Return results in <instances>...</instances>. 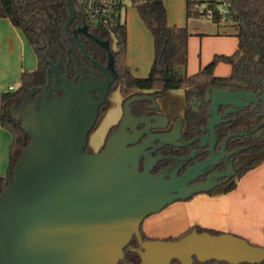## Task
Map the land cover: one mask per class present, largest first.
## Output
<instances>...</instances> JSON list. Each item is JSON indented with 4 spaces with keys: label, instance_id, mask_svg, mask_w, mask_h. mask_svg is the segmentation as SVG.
Instances as JSON below:
<instances>
[{
    "label": "water",
    "instance_id": "1",
    "mask_svg": "<svg viewBox=\"0 0 264 264\" xmlns=\"http://www.w3.org/2000/svg\"><path fill=\"white\" fill-rule=\"evenodd\" d=\"M67 6L66 34L75 19L72 0H67ZM74 43L104 79L81 77L78 84L70 82L68 67L60 76L61 61L58 65L48 62L49 86L42 91L38 107L21 120L30 143L14 167L13 180L0 195V264H119L147 218L209 192L204 185H189L223 160L228 140L237 136H228L216 153V128L251 104L264 102V93L256 98L252 93L213 89L206 95L210 103L207 129L196 139L209 158L180 177L151 175L146 165L140 172V159L145 157V164L149 160L144 154L148 143L186 147L194 142L173 143L181 136L182 124L172 131L173 140L151 135V130L167 126L157 125V117L134 118L131 99L103 150L86 154L88 136L114 78L79 41ZM91 93L96 94L94 100ZM220 109L226 111L220 114ZM142 126L145 129L139 130ZM195 155L193 151L187 160ZM138 256L140 264H264L263 248L232 235L196 231L177 241H143Z\"/></svg>",
    "mask_w": 264,
    "mask_h": 264
},
{
    "label": "trees",
    "instance_id": "2",
    "mask_svg": "<svg viewBox=\"0 0 264 264\" xmlns=\"http://www.w3.org/2000/svg\"><path fill=\"white\" fill-rule=\"evenodd\" d=\"M127 1L136 9L153 38L154 64L146 78L134 77L127 65L126 27L120 18H116L114 25L109 28L90 26L84 20L75 0H72L75 19L66 34L64 26L69 18L67 0H0V19H7L15 28L21 30L38 62L36 70L21 74L17 89L5 92L0 97V127L12 137L7 172L0 178V195L13 180L14 167L21 152L30 143V136L22 129L20 114L28 104L38 100L42 91L49 86L48 62L58 65L61 61L60 76L65 74L68 67V80L77 84L81 77L89 79L101 76L100 71L82 54L74 40L84 46L91 59L111 72L114 84L119 86L123 102L134 100L130 105L133 117L159 112L158 100L170 91L180 90L184 93L186 115L182 140L194 143L183 148H164L163 156L166 158L160 162L158 168L169 167L171 159L186 157L194 149L199 150V160L208 157L207 151L200 150L196 139L202 137L203 130L207 129L210 103L206 102V95L213 89L247 92L256 98L262 97L264 0H186L187 20L208 17L210 13L208 19L214 25L228 28L224 35L231 32L237 39V50L232 55L214 56L207 66L192 76L185 73L190 34L184 27L168 24L163 0ZM221 8L227 9L228 13L222 15ZM110 37L115 41L114 51L110 47ZM219 63L230 67L231 73L228 77L219 78L214 75L215 67ZM225 111L220 109L219 113L223 114ZM115 129L113 127L108 135ZM233 134L237 136L230 138L225 148L232 159L255 155L264 149V102L251 104L229 116L216 128L217 151L221 149L222 142ZM254 164L255 161H251L244 165L220 186L225 187V192L232 191L236 181L250 172ZM193 231L197 234L220 235L210 230L191 228L178 238L167 241H177ZM142 234V239H145L146 236ZM138 253L139 245L133 241L124 250V258L119 264H140ZM194 264L200 263L195 261Z\"/></svg>",
    "mask_w": 264,
    "mask_h": 264
},
{
    "label": "crops",
    "instance_id": "3",
    "mask_svg": "<svg viewBox=\"0 0 264 264\" xmlns=\"http://www.w3.org/2000/svg\"><path fill=\"white\" fill-rule=\"evenodd\" d=\"M163 3L166 9V1L163 0ZM127 10L128 8H125L123 14L121 13L122 23L126 27L127 65L134 77L141 78L134 71L137 63L132 60L130 49L132 32L130 34L128 26L130 21ZM166 12L167 19L172 24L170 26L184 27L190 34L187 43L186 75L192 76L198 73L199 70L212 61L214 56H230L237 50V42L235 48L230 52L223 51L221 48L211 49L209 50L210 57L203 63L204 67L200 65L196 72L187 71L191 42L194 43L198 39L199 52L202 50V40L200 37L203 38L205 34L198 28L202 19L199 20L201 17L190 20L186 19L185 24H183L172 17L170 18L167 9ZM203 19L210 21L206 17ZM191 26L195 28H191ZM216 30L217 33L215 35L213 33L212 37L209 36V44L215 43L221 46V42L224 41L225 37L229 36L223 34L225 30L222 28L217 27ZM147 32L149 33L148 30ZM139 38L136 37L135 42ZM151 39L153 41L152 36ZM234 39L237 41L235 37ZM35 57L36 55L32 47L21 30L15 28L7 19H0V97L6 92V86H10L7 88L8 90L9 88H13L10 84L20 81L22 73L33 71L37 68L38 62L37 57ZM33 59L36 60V63H33ZM153 64L154 62H152ZM147 68H149V65L144 64L143 70L147 71ZM230 73V67L222 63L217 64L214 70V75L219 78H226ZM13 89L15 90V88ZM157 104L159 107L157 125L160 127L167 126L165 129L167 131L179 130V124H182L186 115L184 93L174 94L170 91L163 98L159 99ZM123 114L124 110L122 116ZM122 116L119 117V120L123 118ZM11 143V135L0 127V178L5 176L7 172L8 153ZM251 161H255L253 169L240 180L236 181V185L232 191L225 192L224 187L218 188L211 194H199L185 202H177L167 207L159 214L151 216L144 221L143 232L145 235L154 238L159 236L160 231H162L165 235L168 234L166 238H170L171 236L179 237L191 228H200L220 234L232 235L246 241L251 246L264 249V149L255 155L242 156L238 160V165L243 166Z\"/></svg>",
    "mask_w": 264,
    "mask_h": 264
},
{
    "label": "rangeland",
    "instance_id": "4",
    "mask_svg": "<svg viewBox=\"0 0 264 264\" xmlns=\"http://www.w3.org/2000/svg\"><path fill=\"white\" fill-rule=\"evenodd\" d=\"M165 1H166V9L169 13V17L170 18L172 17L176 21L182 22L183 24H185L186 22V5H185L186 0H165ZM123 4H124V8H123L122 14L125 8L126 9L128 8L127 13H128L129 21H130L128 26L130 28V34L132 32L130 49L132 52V60L135 63H137V65L134 67V71L136 72V74H139L141 78H146L148 77L153 67L152 62H154L153 41L151 39L150 34L147 32V30L141 23L137 15L136 9L133 8L127 0H123ZM133 17H134V21H133ZM203 18L201 17L199 19V20L202 19V22L200 23L201 25L199 24V27H198L205 34L203 38L200 37L202 40V50L199 52V40L198 39L194 43L191 42L190 51L188 55L189 63H188V68H187V71L189 72H193V71L196 72L200 65L201 67H204L203 63L208 59V57H210L209 50L215 49V48H221L223 51L230 52L236 46L237 41L231 35V32H227V35L229 37H225L224 41L221 42V46H218L215 43L209 44L210 43L209 40H210V37H212V34L214 33L213 35H215L217 33V30H216L217 26L214 25L211 21H207ZM168 24L172 25L170 24L169 19H168ZM223 25L224 23H222V26ZM191 28H195V27L191 26ZM222 29L228 30V28H222ZM136 37H140L137 42H135ZM196 43L197 45H195ZM110 47H111V50L113 51L115 50V41L113 37H110ZM33 63H36L35 59H33ZM144 64L149 65V68H147V71L143 70ZM34 70H36V68ZM27 72H32V71H27ZM10 85L13 88L17 89L19 87V82L12 83ZM8 87L10 86H6L5 88L6 92H8L7 90ZM47 88L48 87H46L45 89ZM171 93L182 94V91L176 90L173 92L171 91ZM39 101H40V98L36 100L35 102L28 104L21 111L20 116L23 118L31 108L36 109L38 107ZM105 103L106 104L104 106L98 109L97 120L87 139V146L85 149L86 154L99 153L107 141V136L109 134V131L113 127H116L120 121L119 117L122 116V113H123V109H122L123 99L120 95L118 84H114L111 86ZM144 226H145V222L143 223L142 228H144ZM167 236L168 234L165 235L162 231H160V235L156 236L157 238L156 237L154 238L148 237V238L152 240H159V241L178 238V236H171L170 238H166Z\"/></svg>",
    "mask_w": 264,
    "mask_h": 264
},
{
    "label": "flooded vegetation",
    "instance_id": "5",
    "mask_svg": "<svg viewBox=\"0 0 264 264\" xmlns=\"http://www.w3.org/2000/svg\"><path fill=\"white\" fill-rule=\"evenodd\" d=\"M108 70V69H107ZM101 73V72H100ZM98 77H100L102 80L104 79V76L101 73V76L98 75ZM114 84V83H113ZM59 96H61V93L58 94ZM92 99L94 100L96 98V94L91 93ZM124 102H123V107H124ZM159 112L155 113H148L145 116L139 117V119L144 118V117H148V118H152V117H157ZM123 117V116H122ZM136 118V117H134ZM122 121H119V123L116 126V129L114 130V132L117 130V128L119 127L120 123ZM182 126H183V130L181 132V136L178 140H174L173 143H175L176 145L178 144H185L186 142H183L182 140V134L185 130V125H184V120L182 121ZM145 128L142 126L139 128V130H144ZM172 131H167V130H151V135H160L163 137H166L167 139H172L171 134ZM111 135V134H110ZM107 136L108 137L110 136ZM173 135V134H172ZM146 137L143 138V140ZM141 140V141H143ZM140 141V142H141ZM139 142V143H140ZM199 142V141H198ZM106 144V143H105ZM105 144L103 146V148L105 147ZM200 145V143H199ZM173 147H176L174 145H170ZM168 146H163V144L159 143V142H150L147 144V149L145 150L144 154L147 156V160L146 164H145V157H142L140 159V166H139V171L142 172L144 169V165L148 166L151 168V175H162L165 176L166 179H170L174 176L176 177H180L183 175V173L190 167L194 166L196 163H200V162H204L209 158V154L208 157L204 160H199L198 156H199V150L198 149H194L191 151V153L193 151H196V155H195V159L194 160H187V157H189L191 155V153L186 156V157H180V158H176V159H171V165L167 168H158L159 164L161 161H164L166 157H164L163 155V149L166 148ZM103 148L101 150H103ZM177 148H183V147H177ZM202 150V149H200ZM207 151V150H205ZM216 153H219V151H217V147H216ZM208 153V152H207ZM242 157V156H241ZM239 157L238 159H232L230 154H227L225 151V155L224 158L221 162H219L217 165H215L213 168L210 169H205L199 176L197 177L190 185L189 187L192 188L194 186H206L207 188H209V192H213L215 189L218 188H223L224 186H220L222 183H224L225 181H227L228 179H230L233 175L234 172L239 170L240 168H242L243 166H239L238 165V160L241 158ZM168 175V176H167ZM170 176V177H169ZM225 188V187H224ZM207 192V193H209ZM154 216V215H153ZM151 217V216H150ZM149 217V218H150ZM143 226V225H142ZM140 228V230L142 229V232L139 230V233L136 234L133 239L131 240L130 243H132L134 241V243H138L139 245V250H140V243L143 241H147V240H152L150 238H148L145 233L143 232V228ZM142 233H144V235L146 236L145 239H142ZM195 263V261H194Z\"/></svg>",
    "mask_w": 264,
    "mask_h": 264
},
{
    "label": "built area",
    "instance_id": "6",
    "mask_svg": "<svg viewBox=\"0 0 264 264\" xmlns=\"http://www.w3.org/2000/svg\"><path fill=\"white\" fill-rule=\"evenodd\" d=\"M84 20L90 26L109 28L114 25L116 18H120L124 8L123 0H75ZM220 13L225 15L227 9L221 8ZM211 14L208 13L210 18ZM8 91H14L9 88Z\"/></svg>",
    "mask_w": 264,
    "mask_h": 264
}]
</instances>
